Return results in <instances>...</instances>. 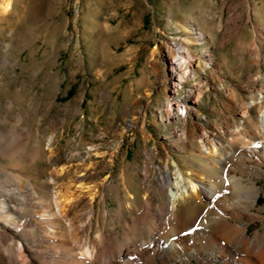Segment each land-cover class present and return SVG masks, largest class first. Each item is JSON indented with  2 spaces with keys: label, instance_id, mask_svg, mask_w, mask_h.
Listing matches in <instances>:
<instances>
[{
  "label": "rangeland",
  "instance_id": "1",
  "mask_svg": "<svg viewBox=\"0 0 264 264\" xmlns=\"http://www.w3.org/2000/svg\"><path fill=\"white\" fill-rule=\"evenodd\" d=\"M180 49L190 52L174 86ZM263 91L264 0H13L0 17V127L22 152L0 166L37 175L43 194L67 167L59 184L83 175L117 210L148 194L146 172L174 176L178 164L203 176L198 138L230 141ZM257 230L263 221L248 236Z\"/></svg>",
  "mask_w": 264,
  "mask_h": 264
},
{
  "label": "bare ground",
  "instance_id": "2",
  "mask_svg": "<svg viewBox=\"0 0 264 264\" xmlns=\"http://www.w3.org/2000/svg\"><path fill=\"white\" fill-rule=\"evenodd\" d=\"M12 9L13 0H0V17ZM189 52L182 49L168 60L174 86L181 85ZM262 105L246 106L230 141L205 133L198 138L203 176L178 164L174 176L167 168L156 179L146 172L148 194L138 202L129 192L128 203L117 210L102 187L83 175L59 184L67 167L42 180L43 194L33 181L37 175L0 166V264H264V235L247 234L249 223L264 222L254 179L264 177ZM190 107L183 109L190 113ZM1 127L0 158L20 156L21 147L7 148ZM86 199V210L75 212Z\"/></svg>",
  "mask_w": 264,
  "mask_h": 264
}]
</instances>
